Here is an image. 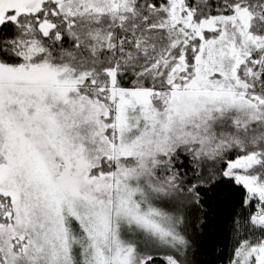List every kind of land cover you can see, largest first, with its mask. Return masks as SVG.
<instances>
[{
	"label": "snow or ice",
	"instance_id": "snow-or-ice-1",
	"mask_svg": "<svg viewBox=\"0 0 264 264\" xmlns=\"http://www.w3.org/2000/svg\"><path fill=\"white\" fill-rule=\"evenodd\" d=\"M224 202L264 264V0H0V264H198Z\"/></svg>",
	"mask_w": 264,
	"mask_h": 264
},
{
	"label": "trees",
	"instance_id": "trees-1",
	"mask_svg": "<svg viewBox=\"0 0 264 264\" xmlns=\"http://www.w3.org/2000/svg\"><path fill=\"white\" fill-rule=\"evenodd\" d=\"M215 204V199H214ZM231 207L224 202L211 212L197 236L195 259L198 264H229L235 241L229 230Z\"/></svg>",
	"mask_w": 264,
	"mask_h": 264
}]
</instances>
